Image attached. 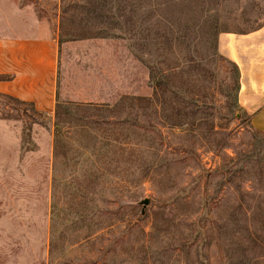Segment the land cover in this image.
<instances>
[{
    "label": "rangeland",
    "instance_id": "1",
    "mask_svg": "<svg viewBox=\"0 0 264 264\" xmlns=\"http://www.w3.org/2000/svg\"><path fill=\"white\" fill-rule=\"evenodd\" d=\"M57 40L51 113L0 94V264H264V133L220 33L264 0H0Z\"/></svg>",
    "mask_w": 264,
    "mask_h": 264
},
{
    "label": "crops",
    "instance_id": "2",
    "mask_svg": "<svg viewBox=\"0 0 264 264\" xmlns=\"http://www.w3.org/2000/svg\"><path fill=\"white\" fill-rule=\"evenodd\" d=\"M30 36H0V94L51 113L57 103L58 45L43 23ZM219 55L238 71L237 109L264 133V23L246 33H220Z\"/></svg>",
    "mask_w": 264,
    "mask_h": 264
},
{
    "label": "trees",
    "instance_id": "3",
    "mask_svg": "<svg viewBox=\"0 0 264 264\" xmlns=\"http://www.w3.org/2000/svg\"><path fill=\"white\" fill-rule=\"evenodd\" d=\"M8 77H5V76H0V80H5L7 79ZM56 107V106H55ZM56 109V108H55Z\"/></svg>",
    "mask_w": 264,
    "mask_h": 264
}]
</instances>
